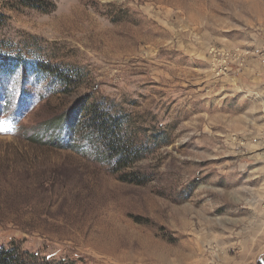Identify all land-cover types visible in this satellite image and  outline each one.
<instances>
[{
  "label": "rangeland",
  "instance_id": "374dc122",
  "mask_svg": "<svg viewBox=\"0 0 264 264\" xmlns=\"http://www.w3.org/2000/svg\"><path fill=\"white\" fill-rule=\"evenodd\" d=\"M0 54L18 264H264V0H0ZM90 107L121 121L123 164Z\"/></svg>",
  "mask_w": 264,
  "mask_h": 264
},
{
  "label": "trees",
  "instance_id": "16d2710c",
  "mask_svg": "<svg viewBox=\"0 0 264 264\" xmlns=\"http://www.w3.org/2000/svg\"><path fill=\"white\" fill-rule=\"evenodd\" d=\"M20 65V61L17 58L10 59L3 54H0V75L7 74L9 75L17 66ZM42 68V65L40 66ZM49 68V67H48ZM45 68L44 70L48 69ZM43 69V68H42ZM64 79V78H62ZM84 109V103L75 104L73 110L70 112L69 116L63 121V125L59 128L60 132H64L62 140H65V137L68 139L73 136L72 132L77 128L79 130L83 126L77 122V116ZM90 114V124L91 130L99 135V138L104 139L105 141V151L112 155H117V162H122L129 158L130 150L124 144V138L122 136L123 128L122 123L119 119H112L108 114L99 110L98 108H89L86 111V116ZM77 131V130H76ZM58 138V137H57ZM55 139V138H54ZM21 259V254L17 247L11 246L9 248H0V264H18Z\"/></svg>",
  "mask_w": 264,
  "mask_h": 264
}]
</instances>
